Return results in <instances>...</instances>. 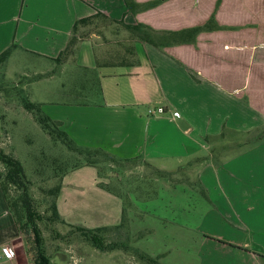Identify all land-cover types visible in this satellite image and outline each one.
<instances>
[{
  "label": "crops",
  "instance_id": "crops-1",
  "mask_svg": "<svg viewBox=\"0 0 264 264\" xmlns=\"http://www.w3.org/2000/svg\"><path fill=\"white\" fill-rule=\"evenodd\" d=\"M95 12L168 31L199 26L213 16L220 28L200 32L193 43L158 47L110 25L81 39L73 60L56 63L74 22ZM107 31L117 41L106 40ZM12 44L3 67L17 53L34 61L25 82L37 96L33 102L60 128L63 122L49 108L53 97H60L59 104L107 112L105 119L87 112L85 123L92 129L83 133L89 140L84 146L122 162L139 159L161 177H174L187 165L181 174L194 180L185 177L174 187L163 180L162 195L173 198L151 199L148 214L159 204L180 212L175 199L194 188L199 231L205 230L202 221H211L200 244L208 247L210 264H264V0H161L136 14L124 0H0V53ZM129 46L137 63L96 66V55L127 57ZM159 106L165 113H148ZM62 130L77 140L74 132ZM97 169L82 165L63 176L56 205L66 223L89 229L120 223L122 195L98 185L110 178ZM132 201L141 209L143 202ZM131 212L130 221L139 220ZM3 244L15 257L10 261L0 251V264H28L0 189Z\"/></svg>",
  "mask_w": 264,
  "mask_h": 264
},
{
  "label": "rangeland",
  "instance_id": "rangeland-1",
  "mask_svg": "<svg viewBox=\"0 0 264 264\" xmlns=\"http://www.w3.org/2000/svg\"><path fill=\"white\" fill-rule=\"evenodd\" d=\"M87 28L95 29L93 26ZM101 29L100 27L99 30ZM104 38L108 41L115 40L114 35L109 31ZM33 62L27 56L17 53L9 60L6 68L0 66V146L21 162L29 181L28 191L37 205L36 210L45 218L49 213L46 210L50 199L47 190L59 183V176L64 170H70L75 164H83L85 158L69 150L60 139L50 137L33 119L32 114L23 108L24 100L33 102L37 98L34 93L30 92L28 83L25 82L28 78L26 76L31 73L29 71H31ZM30 86L35 87L34 84ZM52 101L55 104L50 105L49 108L56 112L63 122L61 128L74 132L77 140H73V143L76 146L88 149L89 147L84 144L87 145L89 140H86L83 134L85 129H92L85 123L87 112H90L88 115L99 116L102 119L106 118L105 113L107 112L97 111L91 107L86 109L80 103L59 104L58 102L62 100L57 96L53 97ZM117 109L118 107H114L111 109L113 111L108 112H114ZM110 151L114 150L110 148ZM89 159L95 161L96 167L101 171L100 175L110 178L107 186L115 193L122 195L125 210L122 227L116 229L111 226L110 229L100 233L105 244L117 243L119 246L112 251L101 250L94 247L72 227L58 222L47 225L39 222L51 264H156L141 259L135 249L157 260L158 264L211 263L208 247L200 246L203 240L202 234L210 232L211 221L209 218L202 221L205 230L201 233L198 229L201 219L194 212L197 207L195 200L198 197L194 195L196 192L194 188L193 192L188 189L189 193L186 192V198H183L182 194L183 199H175L176 208L183 211L164 210L159 204L156 206L154 215L152 211L151 214L147 213L150 209L147 202L162 195L159 186L164 185L163 180L166 179L171 187L176 186L174 182L185 179V177L186 180H194L190 173L181 174L187 165L177 170L176 176L168 178V176L161 177L162 174L153 172L150 166L139 159L122 162L116 159L110 160L99 154L90 155ZM11 193L13 196L16 191L11 189ZM162 196L173 198L172 194ZM133 198L143 202L140 204L141 209L132 204ZM145 204L147 205L144 206ZM129 211H133L134 216H138L139 220L130 221ZM120 244H125L126 247Z\"/></svg>",
  "mask_w": 264,
  "mask_h": 264
},
{
  "label": "trees",
  "instance_id": "trees-1",
  "mask_svg": "<svg viewBox=\"0 0 264 264\" xmlns=\"http://www.w3.org/2000/svg\"><path fill=\"white\" fill-rule=\"evenodd\" d=\"M160 1L161 0H152L145 3H138L135 0H124L127 10L132 14H136L141 10L153 7ZM97 20H99V22ZM110 25L124 30L131 38H135L158 47L185 42L193 43L196 39V36L200 32L220 28L213 16H210L209 19L202 25L185 28L179 31H168L155 30L150 26L140 22L127 24L124 23L123 20L110 19L100 12H95L90 16L79 18L74 22L72 26V35L69 38L65 48L55 58H53V60L56 63L64 62L69 58L73 60L78 43L81 39L88 37V35L91 33L96 34L103 32V28ZM89 26H93L95 29L89 30L87 28ZM100 27L102 28L101 30H99ZM80 29L83 30L81 31ZM14 46L15 44H12L10 47L0 53V66H4L11 52V48ZM126 52L130 56L126 57L125 55H121L100 58L96 55V66L128 65L137 63L133 47H127ZM22 105L27 112L32 114L33 119L44 131L50 135V137L53 139H60L62 144H64L69 150L78 153L80 156L83 155L85 158L83 164H75L70 170H64L59 176V183L47 190V193L50 195V199L47 202L46 210L49 213L44 218L41 213L36 210L37 205L35 204V200L28 191L29 181L26 177L21 162L16 157H14L13 154L5 152L0 146V165L2 166L0 169V189L8 208L12 213L16 228L22 237L28 264H51L50 256L46 253L44 238L39 222H43L46 225L53 222L67 225L79 232L86 240L91 242L92 245L98 249L106 251H112L116 249L119 244H105L100 235L101 232L106 231L111 227L103 226L89 229L68 224L60 217L56 205V198L61 187L62 178L68 171L76 169L82 165L96 166L95 161L89 159L90 155H104V157L110 160L114 158L102 150L83 149L76 146L73 143V140L69 138L68 134L60 128L59 122L52 120L49 116L43 113L39 103L24 100ZM97 171L98 175H100L101 171L99 168ZM98 185L106 190L112 191L104 183H98ZM11 189L16 191V194L13 196ZM124 213L125 210H123L121 222L118 225L112 226L113 228L118 229L122 227ZM120 245H122V247H126L125 244ZM135 252L141 259H146L148 262L158 264L157 260L142 254L139 250L135 249Z\"/></svg>",
  "mask_w": 264,
  "mask_h": 264
},
{
  "label": "built area",
  "instance_id": "built-area-1",
  "mask_svg": "<svg viewBox=\"0 0 264 264\" xmlns=\"http://www.w3.org/2000/svg\"><path fill=\"white\" fill-rule=\"evenodd\" d=\"M148 113L151 115L153 113H159V114H162V113H165V109L164 107H150L148 108ZM173 116L174 117H179V113L177 111H173L172 112ZM0 251L2 253V256L4 258H7L8 260L12 261L15 257V252L13 250V248L10 246V245H7V244H3L0 246ZM10 264H16L15 262H11Z\"/></svg>",
  "mask_w": 264,
  "mask_h": 264
}]
</instances>
